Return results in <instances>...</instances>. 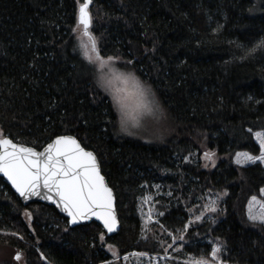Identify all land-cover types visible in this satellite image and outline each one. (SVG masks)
<instances>
[{"label":"trees","instance_id":"obj_1","mask_svg":"<svg viewBox=\"0 0 264 264\" xmlns=\"http://www.w3.org/2000/svg\"><path fill=\"white\" fill-rule=\"evenodd\" d=\"M78 7L77 0H0V130L37 149L56 135L76 136L96 154L114 191L120 230L101 242L97 223L70 228L54 207L23 205L0 177V246L23 253L25 264L161 256L165 237L157 235L179 236L207 194L219 197L217 211L183 233L169 262L208 256L220 244L227 264H264V224L247 217L251 197L264 199V166L233 162L237 152L259 155L248 129L264 131V48L240 59L237 47L264 39V0H93L101 52L130 61L165 110L167 129L157 142L119 131L110 99L78 52ZM206 152L216 160L212 168L200 162ZM154 184L164 191L156 198L163 215L155 239L147 240L136 205ZM0 264L15 263L9 256Z\"/></svg>","mask_w":264,"mask_h":264},{"label":"snow or ice","instance_id":"obj_2","mask_svg":"<svg viewBox=\"0 0 264 264\" xmlns=\"http://www.w3.org/2000/svg\"><path fill=\"white\" fill-rule=\"evenodd\" d=\"M77 3L78 15L72 32L78 41V52L90 67L96 86L110 97L118 116L121 132L134 135L133 129H144L150 122L148 118L156 123L167 119L165 110L161 107L151 86L126 67V63L131 62L121 63L118 66L117 57L105 56L101 52L98 40L92 31L93 15L90 6L93 0H77ZM237 47L241 50L239 58L248 59L255 51L264 48V39L251 48L245 45ZM233 55L236 56L237 53ZM248 132L253 133L259 144V155L237 152L236 163L257 161L264 163V131H254L249 128ZM204 155L205 158H210L212 154L206 152ZM0 174L25 200L40 197L54 203L66 214L72 225L95 219L108 233H113L117 229L118 219L113 189L101 173L96 154L83 146L74 135H56L41 151L15 142L0 130ZM260 193L264 196V188L260 189ZM197 207L200 210L199 214L195 215V220L189 219L176 230L181 233L179 236L169 233L172 236V243L167 244L165 252L168 248H172L178 239L184 240L183 233L193 223L202 221L206 213L217 211L216 200H210L209 203ZM25 214L31 219V213ZM247 216L252 222L264 224V199L252 196L248 202ZM151 219L152 213L149 210L145 225ZM156 223L160 222L157 220ZM20 239L23 237L21 236ZM100 239L104 240V232L100 233ZM112 247L109 245L110 249ZM181 248L175 250L179 252ZM221 253L222 246L214 244L208 256L203 253L192 254L184 264H227ZM113 255L117 253L113 252ZM132 255L146 256L147 253L139 252ZM124 258L127 259V256ZM15 259H21L20 253L16 254Z\"/></svg>","mask_w":264,"mask_h":264},{"label":"rangeland","instance_id":"obj_3","mask_svg":"<svg viewBox=\"0 0 264 264\" xmlns=\"http://www.w3.org/2000/svg\"><path fill=\"white\" fill-rule=\"evenodd\" d=\"M120 64L121 63H119L118 60H117V65L119 66ZM127 68L129 70H131L129 67H127ZM96 88L98 90H100L103 94H105L97 86H96ZM107 97L110 99L109 96H107ZM110 101H111V99H110ZM116 116H117V114H116ZM148 119H149L150 122L145 126L144 129H140V130L133 129L135 134L134 135H128V136H131L133 138L140 139V140H143V141H146V142H157V141H160L162 136H163V134L165 133V131L167 129V127H166L167 119L161 120L159 123H156L155 121H152L151 118H148ZM117 120H118V116H117ZM118 125H119V123H118ZM118 128H119V131L121 132L120 126ZM123 134H125V133H123ZM241 152H243V151H241ZM200 162H201L202 166L205 167V168H207V167H211L212 168L216 164V160L212 157V155H211L210 158H205V155L201 156L200 157ZM233 162L235 164H237L236 163V155H235V157L233 159ZM257 162L264 166V163H261L260 161H257ZM250 164H254V163H250L249 162V163H243V164H237V165L245 166V165H250ZM162 194H164V191H163V188L161 187V185L160 184H154L152 186L151 190H148L143 196H141V197H139L137 199L136 208H137V212H138L139 217H140L141 232H142V234H143V236L145 238L147 237V240L150 237L155 239L156 232L158 231V229L155 227V225L158 224V223H156V221L159 220V218L161 217V215H159V214L162 213V212L158 208L159 201H157L156 198L159 195H162ZM262 197H264V196H262ZM146 199H147V202H145ZM258 199H260V198H258ZM210 200H216V202H217V199H216L215 196L206 194L204 196V198L202 199V202L200 203L199 206H203V205L209 203ZM247 209H248V206H247ZM149 210H151L152 219L150 221H148L147 225H145V221L147 220V216H148ZM198 214H199V211H198V213L196 215H198ZM205 216H208V213H206ZM24 219L26 220V222L28 224L30 223V219L25 213H24ZM192 220H195V217L192 218ZM157 237H165L164 239L161 240L162 243L165 245L164 251H165V248L167 247V244H171L172 243V236L170 237V241H166V233H162L160 231V233L157 235ZM103 245H104L103 246L104 250L112 258H114V259H118L119 258V257H117V255H113V252H115L114 248L110 249L109 245L106 244V243H104ZM176 248H181L179 240H177L176 243L173 245V247L172 248H168L167 252H165L161 256L157 255V254H147L146 256H136V255H132V254L133 253H139V252H133L131 254L125 255V256H127V259L124 258L125 256L120 257V258H121L123 264H171L169 262V259L172 258L170 253L177 252L175 250ZM17 253H20V255H21V259L20 260H16L15 259V256H16ZM9 256L12 257V259L14 260L15 264H25L23 253H21L19 251L13 252V251H10V250L0 246V260L7 259Z\"/></svg>","mask_w":264,"mask_h":264},{"label":"water","instance_id":"obj_4","mask_svg":"<svg viewBox=\"0 0 264 264\" xmlns=\"http://www.w3.org/2000/svg\"><path fill=\"white\" fill-rule=\"evenodd\" d=\"M54 138H55V137H54ZM54 138H53V139H54ZM50 142H51V141H50ZM48 143H49V142H48ZM46 145H47V144H45L43 147H45ZM26 146H28V145H26ZM30 147H31V146H30ZM43 147L40 148V149H37V150H41V151H42V150H43ZM97 159H98V158H97ZM98 161H99V160H98ZM99 164H100V163H99ZM101 173H102V172H101ZM0 177L4 179V181L8 184V186L10 187V189L12 190V192L18 197V199L21 201V203H22L23 205L26 206V205H29V204H31V203H42V204H44V205H48V206H50V207H54V209H55V210H56V211H57L62 217H64L65 219H67V222H68V225H69L70 228H73V227H76V226H79V225H88V224H90V223H92V222H95V223H97L98 225H100L101 228L103 229L102 225H101L98 221H96L95 219H93V220H91V221H81V222H79L78 224H75V225L70 224V223H69V218L66 216V214H65L64 212H62L61 209L58 208L54 203H52L51 201L44 200V199H42V198H40V197H32V198H30V199H28V200H25L24 198L20 197L18 193L15 192V189L12 188L10 182H8L7 179H6L5 177L2 176V174H0ZM105 179H106V178H105ZM106 181H107V180H106ZM113 193H114V191H113ZM114 197H115V194H114ZM115 208H116V198H115ZM116 215H117V211H116ZM117 219H118V226H117V229H116L115 232H113V233H108L105 229H103V231H104V233H105L106 236L111 237V236L116 235V234L119 232V230H120V222H119L118 215H117Z\"/></svg>","mask_w":264,"mask_h":264}]
</instances>
